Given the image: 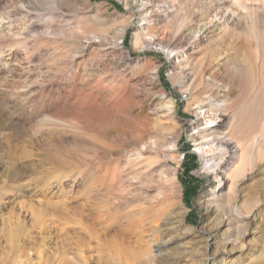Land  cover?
Returning <instances> with one entry per match:
<instances>
[{
    "label": "rangeland",
    "instance_id": "374dc122",
    "mask_svg": "<svg viewBox=\"0 0 264 264\" xmlns=\"http://www.w3.org/2000/svg\"><path fill=\"white\" fill-rule=\"evenodd\" d=\"M262 131L264 0H0V264H264Z\"/></svg>",
    "mask_w": 264,
    "mask_h": 264
},
{
    "label": "bare ground",
    "instance_id": "6f19581e",
    "mask_svg": "<svg viewBox=\"0 0 264 264\" xmlns=\"http://www.w3.org/2000/svg\"><path fill=\"white\" fill-rule=\"evenodd\" d=\"M139 38V37H138ZM137 40H140V39H137ZM166 42V41H165ZM168 45V44H167ZM123 86V85H122ZM122 86H120L118 89H116V91H114V104L112 105V110H113V107H116L117 106V108H119L120 106L121 107H123L122 105L123 104H125L126 102H127V96H128V94H126V92H125V88H122ZM91 93V92H90ZM91 96H92V94L90 95H86V96H84L83 97V99H85L82 103H78L79 105H76L77 103L75 102V99H74V101H73V104L71 105V106H67V103L66 102H63V107L64 108H67V107H70L69 109H77V110H80L81 112L80 113H82V111H84L85 112V115H87V117L88 118H90L91 120H92V116L91 115H93L94 114V112H97L98 110H97V107H98V105L95 103V102H92L90 99H91ZM113 96V95H112ZM93 97V96H92ZM212 97H215V95H212ZM80 102H81V100L80 99H78ZM77 101V100H76ZM130 101V100H129ZM217 102H218V100H217ZM220 103H217L216 105H215V109H217V108H219V107H221V106H224V105H226V102H227V100L226 99H222V100H220L219 101ZM76 103V104H75ZM68 104H69V102H68ZM74 105H76V106H74ZM74 106V107H73ZM103 106V105H102ZM59 108H60V106H59ZM62 108V107H61ZM105 108V107H104ZM68 109V110H69ZM97 110V111H96ZM110 110V109H109ZM122 110H123V108H122ZM121 110V111H122ZM213 111V110H212ZM216 111V110H215ZM70 112V111H69ZM77 112V111H76ZM99 112V111H98ZM217 112V111H216ZM92 113V114H91ZM120 113V112H119ZM52 114H53V112H52ZM70 114V113H69ZM77 114H79V113H77ZM104 114V113H103ZM209 114V113H208ZM58 115V114H57ZM84 114H83V116H85ZM88 115H90L91 117H89ZM95 115H98L97 113L95 114ZM102 115V114H101ZM53 116V115H52ZM78 116H80V114L78 115ZM67 117V116H66ZM86 117V118H87ZM93 117H94V115H93ZM81 118H82V115H81ZM84 118V117H83ZM82 118V119H83ZM95 118V117H94ZM101 118V117H100ZM81 119V120H82ZM97 119H99V118H97ZM85 120V119H84ZM90 121V120H89ZM88 122V121H87ZM214 122V117L212 116V115H208V117H206L205 118V120H204V128L206 129V128H208V127H210L211 126V124ZM77 123H78V121H77ZM89 123H91V122H89ZM53 124V123H52ZM54 125V124H53ZM58 125V124H57ZM87 125H89V124H87ZM42 125H40V127H41ZM43 127V126H42ZM51 127V126H50ZM58 127V126H57ZM81 127H83V126H81ZM79 128V127H78ZM84 129V128H83ZM51 130H52V128H51ZM57 131V130H56ZM49 133V132H48ZM264 135V131H262L261 132V136H263ZM49 136V135H48ZM260 136V137H261ZM44 138V137H43ZM253 139H256L253 143H252V147H250L251 149H243L241 152V156L239 157V160H238V162H237V165L236 166H232V168L230 169V176L231 177H236L238 174H239V172H241L242 171V169L245 167V165H247L249 162L247 161V153L250 155V158L252 159L253 158V156H254V154H255V156H260V155H263L264 154V149L262 148V147H259V141H258V139H259V137H255V138H253ZM48 143V142H47ZM209 143V142H208ZM205 144V143H204ZM213 148H215L214 150H213V148H211V145L210 146H203V145H200V144H197L196 145V148H195V150L196 151H198L199 152V154L202 156V155H204L205 153H208V152H212V150L213 151H215L216 149L217 150H219L220 151V149H223V148H225V146L221 143V144H218L216 147L213 145L212 146ZM259 147V148H258ZM256 148H258L257 150H255ZM11 148L9 147V150H10ZM15 149V148H14ZM218 151V152H219ZM46 153V152H45ZM44 154V153H43ZM136 154H138L139 156H140V158L138 159V163H147V162H149L148 161V158L146 159V158H143L142 156H143V153L142 152H137ZM218 154V153H217ZM221 154V153H220ZM219 154V155H220ZM48 155V154H47ZM29 155H27V153L26 152H24V153H22L21 152V154H16L15 152H13L12 150L9 152V161H10V164L12 165V168L10 169V171H9V174H11V175H13V180H12V182H11V185H10V188H11V190H13V189H15V184L17 183V181H19V178H18V176L20 175V168H22L23 167V169L25 170V169H27V161H26V159H27V157H28ZM222 156V155H221ZM47 158V157H46ZM222 158V157H221ZM220 158V159H221ZM48 159V158H47ZM207 160V159H206ZM222 160V159H221ZM212 161V160H211ZM214 161L215 160H213V162H212V165H210L209 167H208V169H213L214 168ZM53 162V161H52ZM57 162V161H56ZM66 162V161H65ZM220 162V161H219ZM58 163V162H57ZM206 165V164H205ZM204 165V166H205ZM205 169H206V167H205ZM52 170V169H51ZM85 170V169H84ZM56 172L57 173H55V174H59L58 173V170H56ZM54 173H52V175L54 174ZM79 173V172H78ZM50 174V173H49ZM220 174H222V173H220ZM115 175V174H114ZM57 176V175H56ZM110 176H111V173L110 172H105V173H103V175L101 176V180L102 181H108L109 180V178H110ZM20 177V176H19ZM58 177H59V175H58ZM57 177V178H58ZM54 178H56V177H54ZM216 179H217V176L215 177ZM99 179V180H100ZM100 184V183H99ZM206 193V190L204 191V194ZM0 195H5V197L6 196H8V195H10V191H5V192H1L0 193ZM1 197L2 196H0V200H1ZM184 212V210H182V213ZM181 212L180 213H178V214H176V216L177 217H174V215L172 216V215H167V214H165V215H167L165 218H164V221H163V223H162V227H161V229L159 230V233H160V237H161V242L156 246V253H157V256L159 255L160 256V253L161 252H163L165 249H167L170 245H172V242H171V240H164L168 235H171V234H173L174 232H177V231H180V230H182L183 228H184V226H183V218H181V214H182ZM179 217H180V219H179ZM86 218H88V216H86ZM87 220V219H86ZM92 220V219H91ZM222 223V222H221ZM81 224V223H80ZM89 226V225H88ZM185 229V228H184ZM188 230L187 229H185V232H187ZM173 243H175V242H173ZM124 246V245H123ZM120 248H118V254H121V255H125V250H124V248L122 247V246H119ZM123 249H122V248ZM217 247V246H216ZM211 251H213V253L212 254H209V252L211 253ZM203 254L201 255L202 256V258H197V259H195L194 260V264H226V262H227V259H228V251L226 250V248H225V246L223 247V248H214L213 250H211V246L208 244H205V247H204V250H203ZM200 253V252H199ZM222 262V263H221Z\"/></svg>",
    "mask_w": 264,
    "mask_h": 264
}]
</instances>
